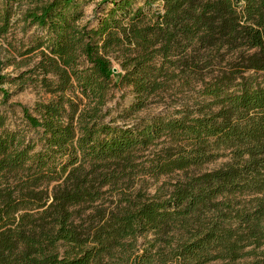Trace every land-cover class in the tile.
<instances>
[{"label": "trees", "instance_id": "1", "mask_svg": "<svg viewBox=\"0 0 264 264\" xmlns=\"http://www.w3.org/2000/svg\"><path fill=\"white\" fill-rule=\"evenodd\" d=\"M19 22L36 29L23 76L51 98L12 129L0 77V264H264V87L200 62L239 52L264 71V0H0V39ZM194 82L192 105L120 124ZM118 88L134 100L108 120ZM108 190L115 206L96 205Z\"/></svg>", "mask_w": 264, "mask_h": 264}, {"label": "rangeland", "instance_id": "2", "mask_svg": "<svg viewBox=\"0 0 264 264\" xmlns=\"http://www.w3.org/2000/svg\"><path fill=\"white\" fill-rule=\"evenodd\" d=\"M98 7V1L88 3L83 11V24H95V10ZM9 35L0 39V77H6L7 83L3 87L8 90L12 97L8 105L4 108L8 116L9 127L12 129L24 128L23 122V107L33 108L37 102L48 101L51 96L46 94L36 85L26 83L30 74L27 73L37 62L36 58L30 59L28 56H20V53L26 50V45L29 44L31 37L36 33L35 28H30L24 31V23L19 22ZM200 57L201 63L206 65L203 69V75L207 81L220 78L225 74H232L239 77L252 78V80L264 87V71H249L244 68V57H241L239 52L209 54L202 52ZM29 59L30 61H26ZM202 83L194 82L192 87L180 88L177 84L170 87V90L161 97L152 99V103L143 111L136 113L129 118L119 119L120 124L135 123L137 119L150 117L158 114H173L177 109H180L186 104L192 105L197 96V91L201 89ZM134 100V94L130 88H118L112 91L111 100L107 104V109L111 110V117H118L129 108ZM28 137H34V133H27ZM228 159H222L216 163L207 165L205 170H214L223 166ZM176 176L163 177L159 180L150 178L139 179L133 184L132 191L142 190L148 196L153 197L156 194L171 191V183H174ZM108 188H106L107 190ZM117 193L108 190L103 202H99L98 206L103 208L115 206L118 201Z\"/></svg>", "mask_w": 264, "mask_h": 264}, {"label": "water", "instance_id": "3", "mask_svg": "<svg viewBox=\"0 0 264 264\" xmlns=\"http://www.w3.org/2000/svg\"><path fill=\"white\" fill-rule=\"evenodd\" d=\"M116 71V70H115Z\"/></svg>", "mask_w": 264, "mask_h": 264}]
</instances>
